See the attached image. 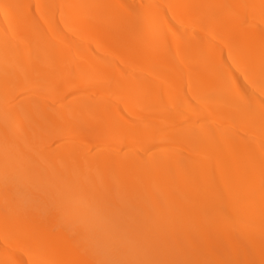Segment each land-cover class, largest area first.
<instances>
[{
  "label": "bare ground",
  "instance_id": "6f19581e",
  "mask_svg": "<svg viewBox=\"0 0 264 264\" xmlns=\"http://www.w3.org/2000/svg\"><path fill=\"white\" fill-rule=\"evenodd\" d=\"M142 259L264 264V0H0V264Z\"/></svg>",
  "mask_w": 264,
  "mask_h": 264
},
{
  "label": "rangeland",
  "instance_id": "374dc122",
  "mask_svg": "<svg viewBox=\"0 0 264 264\" xmlns=\"http://www.w3.org/2000/svg\"><path fill=\"white\" fill-rule=\"evenodd\" d=\"M25 113V111L24 112H22V114H24ZM97 149V150H96ZM99 152V150H98V147H90L89 149H87V153L88 154H90V155H95L96 154V152ZM110 177H113V176H110ZM97 195H99L100 194V187L99 186H97V188H95V191H94ZM87 193H88V191H87ZM144 195H148V193H146V194H144ZM87 199H88V195H87ZM91 213L89 214V216H90V218L92 219V220H94L98 225H101L102 223H104V221H105V219L106 218H108V219H115V214L113 213V210L112 209H108L107 211H104V212H102V211H99V210H97L96 208H91ZM74 232H75V230H74ZM171 245H172V243L171 244H169L168 246H167V251H170V248H171ZM99 255H102V257H104V258H106V259H112L113 257L114 258H116V256H114L112 253H110V251L109 252H106V253H103V254H99ZM117 258H119V257H117ZM116 258V259H117ZM120 259V258H119ZM144 259V258H143ZM143 259L142 260H139V261H135V260H133V264H140V262H141V264H143Z\"/></svg>",
  "mask_w": 264,
  "mask_h": 264
}]
</instances>
